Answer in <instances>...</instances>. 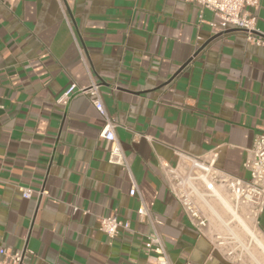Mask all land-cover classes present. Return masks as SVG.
I'll list each match as a JSON object with an SVG mask.
<instances>
[{
	"label": "crops",
	"instance_id": "crops-1",
	"mask_svg": "<svg viewBox=\"0 0 264 264\" xmlns=\"http://www.w3.org/2000/svg\"><path fill=\"white\" fill-rule=\"evenodd\" d=\"M251 12L264 39V0ZM92 83L129 173L108 162L89 96L58 104ZM261 132L264 46L212 12L186 0H0V249L28 264H153L141 204L172 264H239L190 225L161 167L213 151L218 169L247 181ZM109 215L130 231L109 239L97 223ZM255 228L264 239V210Z\"/></svg>",
	"mask_w": 264,
	"mask_h": 264
},
{
	"label": "built area",
	"instance_id": "built-area-1",
	"mask_svg": "<svg viewBox=\"0 0 264 264\" xmlns=\"http://www.w3.org/2000/svg\"><path fill=\"white\" fill-rule=\"evenodd\" d=\"M186 2L197 5L201 10L212 12L218 21V27L223 31L237 30L245 36L248 43L264 46V39L257 35V18L251 12L258 10L260 0H186ZM77 94L91 98L94 109L104 122L100 137L107 144L108 162L129 173L128 162L114 134L116 125L107 115L99 85L92 83L87 88L71 85L59 98L58 104H64L72 95ZM216 160L217 154L213 151L200 157L180 154L176 167L162 165L161 171L169 192L181 206L190 225L200 235L208 236L214 243H224L225 239L218 234L212 219L219 223L223 222L211 213L210 201L217 199V194L224 191L235 211L238 213L243 209V218L246 221L253 220L255 225L257 224L264 210V132L255 136L243 164L249 174L247 181L218 169ZM131 182L129 196L134 197L137 194V187L132 178ZM20 193L24 199H31L34 196L39 199L46 194L43 190L32 192L24 188H20ZM137 215L139 221L145 222L150 229L144 235L143 246L146 253L152 255L153 264H172L157 231L160 222L143 204L137 209ZM97 223L99 231L109 239H114L119 229L130 231L129 224L119 221L115 215L100 217ZM227 226L225 225L224 228ZM0 264H28V257L21 250L0 249Z\"/></svg>",
	"mask_w": 264,
	"mask_h": 264
},
{
	"label": "rangeland",
	"instance_id": "rangeland-1",
	"mask_svg": "<svg viewBox=\"0 0 264 264\" xmlns=\"http://www.w3.org/2000/svg\"><path fill=\"white\" fill-rule=\"evenodd\" d=\"M220 194L223 195L225 198L228 197L227 193L224 191H222ZM212 200H217V199L214 198ZM234 212L237 214V216H239L243 224H244V221H245V225L246 223L250 222V221H246L243 218V209L239 210L238 213L234 209ZM221 215L223 218L221 216L219 217L217 216V217L219 218V220H222L224 223H219L217 220L212 219L213 225L215 229L217 230L218 234L221 235L225 239L224 243H216V245L223 252H225L230 258H232L234 261H236L239 264H264L263 252L255 248L252 240L247 236V233L244 231V228L241 222L239 220H234L227 213H225V215L224 213H222ZM226 224L228 226L227 228H224ZM253 228H254L253 231L257 234V236L263 239V237L260 236L257 228L255 227Z\"/></svg>",
	"mask_w": 264,
	"mask_h": 264
},
{
	"label": "bare ground",
	"instance_id": "bare-ground-1",
	"mask_svg": "<svg viewBox=\"0 0 264 264\" xmlns=\"http://www.w3.org/2000/svg\"><path fill=\"white\" fill-rule=\"evenodd\" d=\"M217 199L218 200H211L210 201V210H211L212 214L214 213L213 216L218 218L219 216L222 217V215H221L222 213H224V215H225V213H227L234 220H239L241 222V224L243 225L244 231L247 233V236L252 240L255 248L261 250L264 254V246H263L264 241L259 236H257V234L253 231V229H254L253 227H255V222L253 220H251L249 223H246V225H245V221H244V224H243L242 220L234 212V209L232 208L231 202L228 199V197L225 198L223 195L217 194ZM220 221H222V220H220ZM227 224H229V223H227Z\"/></svg>",
	"mask_w": 264,
	"mask_h": 264
},
{
	"label": "water",
	"instance_id": "water-1",
	"mask_svg": "<svg viewBox=\"0 0 264 264\" xmlns=\"http://www.w3.org/2000/svg\"><path fill=\"white\" fill-rule=\"evenodd\" d=\"M233 31H237V30H233ZM237 32H239V31H237Z\"/></svg>",
	"mask_w": 264,
	"mask_h": 264
}]
</instances>
